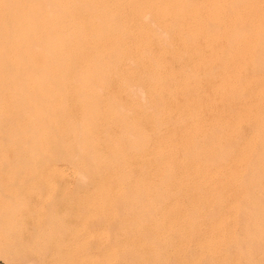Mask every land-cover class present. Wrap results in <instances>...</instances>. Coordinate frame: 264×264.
Here are the masks:
<instances>
[{
	"label": "bare ground",
	"instance_id": "1",
	"mask_svg": "<svg viewBox=\"0 0 264 264\" xmlns=\"http://www.w3.org/2000/svg\"><path fill=\"white\" fill-rule=\"evenodd\" d=\"M102 36L103 60L86 59L89 47L76 61L0 59V172L55 173L66 161L99 190L88 214L101 221L124 216L121 204L127 219L152 220L160 188L174 196L167 221L220 209L212 249L220 263L251 264L243 247L264 246V0H103ZM147 191L157 212L134 209ZM186 191L196 195L184 213ZM263 252H253L262 264Z\"/></svg>",
	"mask_w": 264,
	"mask_h": 264
},
{
	"label": "rangeland",
	"instance_id": "2",
	"mask_svg": "<svg viewBox=\"0 0 264 264\" xmlns=\"http://www.w3.org/2000/svg\"><path fill=\"white\" fill-rule=\"evenodd\" d=\"M149 22H151V20ZM156 27L154 26L152 28L151 26L153 33L160 37L163 33L160 34L159 30L162 29H160V27L156 29ZM155 31L159 34H156ZM97 35L100 36L98 37ZM102 35L103 0H0L1 60L8 59L7 61H20L22 59V61L36 60L37 62L44 60L49 61L51 59L53 61L58 59H63L64 61L68 59V61H71L73 59L76 61V59H85L81 54H87L85 50L88 49V47V54L90 55L86 57V59L103 60V50H101L103 48H99V46L103 47V45L101 46V44H103ZM38 48L39 50H37ZM83 48H85V52H81ZM91 48L92 50H90ZM93 49H95V51ZM99 50L101 52H99ZM91 51L97 53L94 55ZM28 52L30 54L33 53L28 55ZM50 52L51 54H48ZM53 52L55 54L62 52L63 55L57 54L58 56H54ZM21 53H28V56L26 54V56H22ZM67 53H71V56ZM76 53L78 54L76 55ZM98 53H101L102 56H97ZM169 62L172 63V61ZM174 64L175 62H173L172 65ZM174 67H176V64ZM138 89L139 95L137 92L136 94L142 96L144 90L142 89L141 91L140 87ZM135 90L137 91V88H135ZM133 94L135 95V98L133 97L134 100L139 101L140 97L137 100L136 97L138 96L135 92ZM144 94L145 92L143 95ZM144 96V99L141 98L142 102L139 101L141 104L147 98V95ZM146 102L147 100L144 103ZM246 133H248V130ZM245 134L244 136L248 135ZM132 139L133 138H131V140ZM65 162L61 160L55 163L58 164L56 165L58 169L60 168L59 170L57 169L59 172L55 171V173L41 172V174L38 173V175H35L34 173L29 174V172H0V264H217L218 262V264H224V262L220 263L222 260L220 259L221 255L219 256V253L214 252V248L212 249L215 245L211 243L210 239H212L213 234L210 231L211 225H208L211 224L209 218H212L215 212H219L220 209H218L219 211L217 209L211 210L208 205L207 208L209 211L211 210V212H208L207 208L205 209L206 213L208 212L209 215L208 220H205L206 222L203 219L201 220L199 216V219L196 217L198 211L195 213L193 212L194 215L192 219L185 220L186 218H184L181 221L182 218L180 219L179 217L176 220L169 219L167 221L161 218L160 215L161 212L164 211L162 208H165L164 204H166L168 198L170 197L169 201H172L174 196H171L172 192H163L164 194L166 193L168 197H165V201L164 199L161 200L159 196L163 195L162 198H164V194L161 193L163 189L161 190L160 188L158 189V192H160V194L158 193L159 196H156L157 199L156 197L154 198L158 200L159 203H164L163 206L161 204L160 207V204L154 198L153 200L156 202L153 205V200H148L150 192L147 191L149 194L144 192L146 194L143 193V196H141L142 194L140 195L142 197L140 202H144L143 199L147 196L144 200H146L149 205L147 206L146 202H144L145 205L142 204L141 206L140 203L139 206H136L138 208H134L136 211H139L140 208H142L143 211L145 208H148L147 210L145 209V211L153 210L155 212L156 209L160 207L159 209L161 210H157L158 212L156 211L157 215H154L152 220L148 217L146 218L150 220V222L146 219V222L141 219V221L143 220L144 222L142 223L138 220V223L137 220L130 219V221L127 219L130 218L127 215H129L128 213L131 212V209L126 204H124L126 207L123 204L120 205L121 207L124 206L122 208L120 206L116 207V210L118 208V212L121 209L124 212L120 210V213L122 212L124 216H127L126 218V216L124 217L120 214L119 218L122 222L119 218L115 219L120 221L117 224H114L116 223L115 220L112 222L101 221L100 216L94 218L88 214L93 206L95 207L93 202L99 198V190L92 189L88 186L85 175L83 176L80 170L75 171L77 170L76 167L73 170L74 165ZM61 170L64 172L62 173ZM72 172H74V174ZM76 173H78L80 177ZM80 173L82 175H80ZM81 176L82 180L80 179ZM83 177H85L86 180ZM83 181H86L84 184L87 185L89 189L81 183ZM129 192H132L133 196V191L131 189ZM129 192L127 191L128 194H126L128 200L124 199L125 203L126 201L129 203L132 197L129 198L131 195V193L129 195ZM186 193H176V197H180L178 203L180 208L183 207L181 210L182 212L184 211V213L189 210L188 206H190L189 202L186 200L192 197V199H195L194 195H196L190 191H186ZM190 195L192 196L190 197ZM89 196H91V198ZM181 198L185 201L183 202ZM90 199L91 201H89ZM169 201L167 202L170 204ZM262 202L263 201L260 203ZM169 204H166V206ZM186 205L187 207H185ZM154 206L159 207H155L154 209ZM197 206L198 208H202V206ZM262 206L264 207V204H261L258 208L261 209ZM149 207L151 208L149 209ZM181 210H179V212H181ZM123 217L126 220H123ZM155 217L157 219L160 218V220H158L160 224L156 223L157 219ZM188 220L191 221L192 225H189L190 221ZM239 220L237 225L233 226L235 230L238 228V232L234 231L236 234H240V231L242 233L241 228L243 225L240 223L243 224V221H241L240 218ZM152 221L154 222L151 223ZM195 221H200L201 223L195 224ZM105 225L109 226L106 228ZM138 226H143L145 230L142 229L143 227H140L143 230L141 231L140 228L138 229ZM198 227L204 228L203 231H199L200 229H198ZM207 230H209V232ZM241 236L240 234L241 240L245 239ZM208 242L210 243L207 244ZM259 242L261 244L262 240ZM260 244L254 245V248L256 247L255 249L250 246L252 249L249 247L250 250L248 253L243 247L242 251H244V253L241 252L245 254L244 259L247 261L250 259L249 263L262 264L256 261L260 258L259 255L264 250L263 243L261 246ZM148 245L151 248H149ZM257 246L261 247H259L260 249H258V252L256 251L258 248ZM152 248H154L155 251ZM229 248L235 250L234 247L230 246ZM229 248L228 251L232 254L233 252H231ZM208 249H212V251ZM260 250L262 251L260 252ZM252 251L255 252L256 257V254H258V259H256ZM229 252L226 253L227 256H230V254H228ZM217 258L220 259V261H218ZM212 261H214V263H212ZM243 262L245 263V260ZM243 262L241 261L240 264ZM228 263L229 262H227V264Z\"/></svg>",
	"mask_w": 264,
	"mask_h": 264
}]
</instances>
